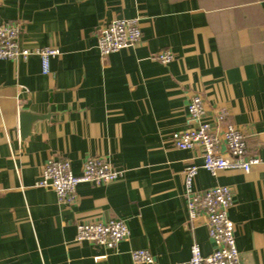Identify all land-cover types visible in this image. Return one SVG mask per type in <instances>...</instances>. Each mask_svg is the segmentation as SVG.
Returning a JSON list of instances; mask_svg holds the SVG:
<instances>
[{
    "label": "crops",
    "instance_id": "1",
    "mask_svg": "<svg viewBox=\"0 0 264 264\" xmlns=\"http://www.w3.org/2000/svg\"><path fill=\"white\" fill-rule=\"evenodd\" d=\"M115 19H138L142 39L102 57L99 31ZM7 22L22 25V47L61 55L47 75L38 56L0 61V264H134L141 249L177 264L193 244L209 256L207 219L188 216L192 166L196 191L232 190L241 264H264V0H0V25ZM163 50L173 62H158ZM194 94L210 111L226 108L227 122L248 136L247 154L260 160L248 173L212 177L201 148L173 145ZM25 113L47 118L23 137ZM90 157L106 158L122 177L80 184L72 205L38 186L50 161H69L80 175ZM113 218L130 231L116 249L76 240L78 224Z\"/></svg>",
    "mask_w": 264,
    "mask_h": 264
},
{
    "label": "built area",
    "instance_id": "2",
    "mask_svg": "<svg viewBox=\"0 0 264 264\" xmlns=\"http://www.w3.org/2000/svg\"><path fill=\"white\" fill-rule=\"evenodd\" d=\"M138 19H115L99 31L97 48L102 57H109L121 50L137 45L142 39ZM22 25L19 22H7L0 25V61L28 60L38 56L42 63L43 74L50 73V62L61 55L60 49H31L19 43ZM157 60L163 65L174 61L169 50L157 54ZM212 116V117H211ZM229 111L217 107L211 111L206 107L203 97L194 94L187 107L186 130L171 135L173 145L182 151L203 150V168L216 177L226 170H242L248 173L260 160L247 154V135L227 122ZM226 149L223 155L220 148ZM198 168L189 167L185 172V195L188 216L194 220L204 216L208 223V233L214 245L209 256H203L198 244L191 246L188 261L177 264H241L236 244L235 228L229 219V211L234 203V194L229 187L216 186L198 192L194 189V180ZM122 177L104 157H90L82 167L80 175H75L71 163L66 160L50 161L45 165L39 187L51 188L60 203L72 205L76 202L77 188L82 183L108 185ZM76 240L89 242L108 250L116 249L130 237V231L120 218L106 222L80 223L76 227ZM134 264H158L152 254L144 249L131 253Z\"/></svg>",
    "mask_w": 264,
    "mask_h": 264
},
{
    "label": "water",
    "instance_id": "3",
    "mask_svg": "<svg viewBox=\"0 0 264 264\" xmlns=\"http://www.w3.org/2000/svg\"><path fill=\"white\" fill-rule=\"evenodd\" d=\"M47 117H37V116H30L29 113H25L23 114V117H22V125H21V133L23 135V137H26V136H29L30 133H31V128H32V124L35 122V121H38V120H43V119H46Z\"/></svg>",
    "mask_w": 264,
    "mask_h": 264
}]
</instances>
